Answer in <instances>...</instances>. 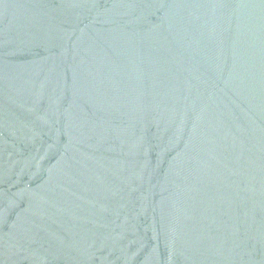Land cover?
<instances>
[{
    "label": "water",
    "instance_id": "95a60500",
    "mask_svg": "<svg viewBox=\"0 0 264 264\" xmlns=\"http://www.w3.org/2000/svg\"><path fill=\"white\" fill-rule=\"evenodd\" d=\"M0 264H264V0H0Z\"/></svg>",
    "mask_w": 264,
    "mask_h": 264
}]
</instances>
